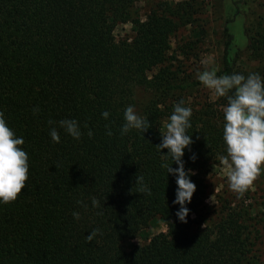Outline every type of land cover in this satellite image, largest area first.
<instances>
[{
	"label": "trees",
	"instance_id": "trees-1",
	"mask_svg": "<svg viewBox=\"0 0 264 264\" xmlns=\"http://www.w3.org/2000/svg\"><path fill=\"white\" fill-rule=\"evenodd\" d=\"M138 1L0 0V111L23 137L29 157L26 188L15 202L0 204V264L254 263L245 212L205 203L206 178L226 155L224 120L215 103L188 102L178 70L169 66L170 37L188 14L166 4L140 18ZM248 2L233 0L236 12ZM119 24H131L134 36L117 40ZM245 33L247 56L264 75V16H251ZM223 34L218 76L235 73L227 25ZM181 100L192 109L188 134L194 141L183 157L196 185L187 223L175 215L176 178L161 167L165 161L156 148L162 122ZM223 101L219 107L227 105ZM129 105L152 125L144 134L121 135ZM63 119L79 123L80 140L58 123L60 142L51 140L48 121ZM137 175L151 195L138 193ZM92 197L100 207L93 208ZM155 217L167 231L126 250L123 241L135 239ZM97 228L102 235L87 243Z\"/></svg>",
	"mask_w": 264,
	"mask_h": 264
},
{
	"label": "clouds",
	"instance_id": "clouds-1",
	"mask_svg": "<svg viewBox=\"0 0 264 264\" xmlns=\"http://www.w3.org/2000/svg\"><path fill=\"white\" fill-rule=\"evenodd\" d=\"M197 79L209 90L215 98L226 97L227 105L223 107V142L226 145V155L219 156L220 165L226 170L227 187L237 198H242L253 186L261 174L264 166V79L258 73H251L247 77L242 74L217 75V70L207 69L197 73ZM181 100L174 106V110L168 122L163 125L161 143L156 145L161 154V167L167 175H173L176 180V195L173 204L179 205L176 217L181 223H187L190 209L186 206L191 203L196 191V185L190 177L195 175L191 169L185 170V149L191 151L194 143L192 136L188 134L191 128V107H185ZM39 108H33V114H37ZM107 119L109 113H102ZM124 124L121 127V135H126L130 130L145 133L152 125L149 120L137 114L134 106L129 105L124 111ZM75 140H80L83 135L79 123L75 119H63L59 122L49 120L50 137L55 143L60 142V134L56 125ZM87 127V125H84ZM107 127V126H106ZM113 133L107 132L108 136ZM89 138L93 136L88 131ZM25 141L23 137H17L0 111V204H10L18 199L22 190L26 188L29 178V157L23 149ZM167 149L166 154H162ZM195 162V154L189 158ZM171 160V164L166 161ZM175 163L177 167H172ZM135 185H139L138 193L151 195V190L144 184L143 176H136ZM87 208L82 201H77ZM93 208L100 207V201L92 197ZM98 215L100 213H97ZM74 219L80 220V213H72ZM102 235L100 229H93L85 237L87 243H91L97 235Z\"/></svg>",
	"mask_w": 264,
	"mask_h": 264
},
{
	"label": "rangeland",
	"instance_id": "rangeland-1",
	"mask_svg": "<svg viewBox=\"0 0 264 264\" xmlns=\"http://www.w3.org/2000/svg\"><path fill=\"white\" fill-rule=\"evenodd\" d=\"M249 0L244 10L239 14L233 0H139L135 5V16L144 18L151 9L168 4L174 9L186 12L188 20L179 25L170 37L169 66L178 70L177 76L182 79L178 84L183 85V97L194 104L215 103L223 114L224 97L215 98L197 79V73L207 69L218 70L222 66L225 49L224 27L227 25L232 34V44L229 57L234 65L236 74L247 77L258 73L264 79L261 64L247 56L246 46L249 38L245 26L251 16H264V0ZM226 20H231L225 24ZM118 39L134 36L131 24H119L114 30ZM185 81V82H181ZM168 122L165 119L161 124ZM207 197L205 203L209 206L242 209L245 212L244 222L246 233L251 243V261L253 264H264V166L253 186L242 198L231 192L228 187L226 170L217 162L206 178ZM165 223L155 217L150 224L140 231L137 237L123 241L122 245L130 250L137 245L146 244L158 233L166 232Z\"/></svg>",
	"mask_w": 264,
	"mask_h": 264
}]
</instances>
